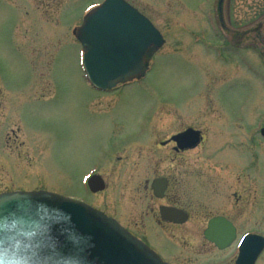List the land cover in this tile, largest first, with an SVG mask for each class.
<instances>
[{
	"label": "rangeland",
	"instance_id": "1",
	"mask_svg": "<svg viewBox=\"0 0 264 264\" xmlns=\"http://www.w3.org/2000/svg\"><path fill=\"white\" fill-rule=\"evenodd\" d=\"M101 1L0 0V192L82 195V173L99 164L107 186L91 202L134 227L161 202L145 187L158 161L187 200L237 210L240 232L264 236V136L248 132L264 127V0H126L165 43L145 77L108 93L87 81L74 33ZM259 24L255 35L250 27ZM212 26L225 27L224 42ZM235 27L239 39L230 37ZM201 31H208L203 43L193 38ZM148 118L147 138L103 159L107 144ZM184 126L203 132L201 146L181 156L156 149L154 141ZM183 248L174 264L186 262Z\"/></svg>",
	"mask_w": 264,
	"mask_h": 264
},
{
	"label": "water",
	"instance_id": "2",
	"mask_svg": "<svg viewBox=\"0 0 264 264\" xmlns=\"http://www.w3.org/2000/svg\"><path fill=\"white\" fill-rule=\"evenodd\" d=\"M74 33L82 46L86 79L99 91L143 77L164 43L153 24L124 0H104ZM173 138L193 147L199 133L188 129ZM88 185L93 192L104 188L95 175ZM215 225L210 221L209 228ZM263 248L262 236L246 235L236 264H253ZM0 264L165 263L114 219L82 202L40 190L0 193Z\"/></svg>",
	"mask_w": 264,
	"mask_h": 264
},
{
	"label": "flooded vegetation",
	"instance_id": "3",
	"mask_svg": "<svg viewBox=\"0 0 264 264\" xmlns=\"http://www.w3.org/2000/svg\"><path fill=\"white\" fill-rule=\"evenodd\" d=\"M220 2V0H219ZM219 4V3H218ZM217 4V5H218ZM219 28L218 31L212 26L213 36L215 37L216 41L220 43V40L224 42V38L227 35L225 31V27L217 26ZM261 25H257L250 27L253 34L257 35ZM234 29V28H233ZM240 27H235L233 34L230 37L239 39L241 36L238 32H242L239 30ZM208 31H201V37L198 36L193 37L196 41L203 43L206 40ZM229 32V31H228ZM228 36V35H227ZM226 38V37H225ZM221 55L223 54V49L220 47V50H216ZM243 64L247 66L248 72L251 73L252 67L251 63L243 59ZM139 81V80H138ZM137 82V80H132L122 86H128ZM117 87V88H118ZM117 88L109 91L112 92ZM108 93V92H105ZM155 109L152 111L151 117H153ZM150 117V118H151ZM148 118L147 122L143 125L135 128L130 136H125L124 139L112 142L111 144H107L104 147L105 151L101 153V156L104 160L112 158H119V155L124 150L129 149L131 144H136L138 141L144 140L147 138V135L150 134L151 130V121ZM264 127L257 128L256 126H251L248 130L250 134H256L257 129L258 133H261V129ZM192 129L199 133V141L193 147H185L179 145L174 140V136L183 133L184 131ZM204 142V134L203 132L192 126H184L180 130L172 133L168 138L160 141H154V145L156 149L159 148H167L168 153L173 154L174 156H181L184 153L196 149L198 146H201ZM184 144V143H183ZM186 144V143H185ZM127 146V147H126ZM151 150L155 147L150 146ZM148 150V149H147ZM170 162H174L171 157H169ZM158 161L155 162V168L152 171V179L148 183L146 180L147 189H149L150 196L152 199H156L157 201H161L158 203L156 208L149 210L147 215V222L146 224L141 222L139 224H135L134 227L130 226L129 224H125L123 222L119 223L133 236L143 242L146 246L152 249L166 264H174L177 262L180 256L185 254V247L189 250L188 255L185 257V261L182 259V263L184 264H236V261L239 257L240 253V242L241 239L250 233H255L251 230H245L240 232V226L235 223V216H238L237 210H232V215L228 213H224L219 211L220 207H217L216 210H206L204 206L199 203H194L193 201H189L186 198V193L180 191L177 188L179 179L169 177L166 172V168L161 169L159 167ZM177 166H181V163L176 164ZM183 165V164H182ZM103 168L99 167V164L88 171H84L82 173L83 177L81 180V187L84 190L82 195L77 194L74 196H70L76 200L82 201L89 206L98 209L102 212L100 208L95 206L91 202V198L96 196L97 194L103 193L106 190L107 182L104 179ZM177 170H175L176 172ZM174 172V170H173ZM96 175L102 178L104 181V189L98 192H92L87 184V178ZM157 183V185H154ZM159 184H164L165 187L160 191L154 189L158 187ZM173 187V189H172ZM107 216L106 212H104ZM210 221H216V225L209 228ZM226 221L232 225L228 229L226 225ZM202 223L203 227L199 228V224ZM188 225V226H187ZM195 225V227L193 226ZM216 240V241H214ZM227 240H230L227 242ZM196 241V242H194ZM227 242V243H226ZM260 255L255 259L253 264H256L257 260L259 259ZM190 259H193L192 262H189ZM176 260V261H175ZM194 262V263H193Z\"/></svg>",
	"mask_w": 264,
	"mask_h": 264
}]
</instances>
